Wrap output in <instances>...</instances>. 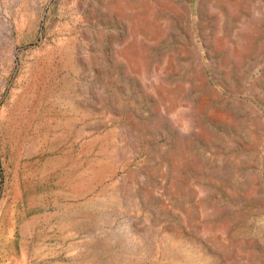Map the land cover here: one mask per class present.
Here are the masks:
<instances>
[{"label": "rangeland", "instance_id": "374dc122", "mask_svg": "<svg viewBox=\"0 0 264 264\" xmlns=\"http://www.w3.org/2000/svg\"><path fill=\"white\" fill-rule=\"evenodd\" d=\"M0 264H264V0H0Z\"/></svg>", "mask_w": 264, "mask_h": 264}, {"label": "water", "instance_id": "95a60500", "mask_svg": "<svg viewBox=\"0 0 264 264\" xmlns=\"http://www.w3.org/2000/svg\"><path fill=\"white\" fill-rule=\"evenodd\" d=\"M97 238H98L100 241H104V242L106 243V245L109 244L107 237H105V238H102V237H101V238H100V237L97 236ZM115 242L118 243V241H115Z\"/></svg>", "mask_w": 264, "mask_h": 264}]
</instances>
